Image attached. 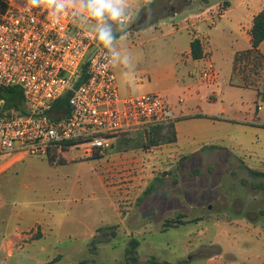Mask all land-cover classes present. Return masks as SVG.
<instances>
[{"label": "rangeland", "instance_id": "1", "mask_svg": "<svg viewBox=\"0 0 264 264\" xmlns=\"http://www.w3.org/2000/svg\"><path fill=\"white\" fill-rule=\"evenodd\" d=\"M170 2L154 8L150 22L154 20L155 26L143 34L136 31L147 20L146 6L150 3L137 0L133 5L134 11L123 33L126 37L118 43L128 50V46L145 38L164 37L128 50L135 64L134 75L125 76L124 69L114 66L121 97L163 93L161 88L167 86V82H161V74L167 62L176 61L171 45L173 25L186 35L187 31L181 29L183 19L205 7L201 0H196L194 8H184L186 0ZM173 8L179 10L177 15L174 19L167 18ZM222 47L216 61L213 62L210 55L206 61L220 73L224 106L234 112L244 104L242 110L250 115H255L261 106L259 113L264 122V79L251 81L252 89L230 90L227 86L231 58L228 61L222 56L228 50L227 45ZM262 63V56H254L251 69L262 71ZM204 67L205 64L201 69ZM198 78L201 81V75ZM140 80H144V85L139 84ZM232 80L242 79L234 77ZM179 126L185 144L218 143L229 148V157L202 175L195 169H187L184 175L178 174L181 177L178 183L174 181L175 176L170 177L168 182L150 190L151 193L146 192L150 184L146 189V182L141 187L136 185L135 196L141 191V200L118 204V210L117 200L105 194L98 176L99 162L107 151L104 155L86 158L79 149L69 150L63 164H52L48 155L28 156L0 176V241L16 232L26 234L23 241L11 247H0V264H144L152 256L172 261L175 257H161L158 250L167 246L176 250L184 230L172 226L167 227L168 231H161L160 219L163 224L178 219L185 222L184 227L191 230L192 242L204 234L206 241H212L215 248L233 259L232 264H264V177L253 176L244 166L237 165V161L245 160L252 167L264 168V129L243 131L220 124L214 133L204 137L192 129L182 130L188 123ZM143 140L142 129L122 133L108 153L141 150L143 148L137 144ZM209 160L219 161L215 157ZM99 175L103 176L102 169ZM102 181L110 186L105 178ZM125 208H129L130 214L124 222ZM200 216H204L203 219ZM203 227H206L205 233L201 232ZM140 236L145 237L150 247L141 241L143 248L137 250L138 261L128 262L126 250L130 241Z\"/></svg>", "mask_w": 264, "mask_h": 264}, {"label": "built area", "instance_id": "2", "mask_svg": "<svg viewBox=\"0 0 264 264\" xmlns=\"http://www.w3.org/2000/svg\"><path fill=\"white\" fill-rule=\"evenodd\" d=\"M222 13L223 8L210 7L187 26L199 20L213 26ZM199 34L195 29L194 39L200 40ZM86 62L88 79L75 87ZM200 75L207 84L219 78L207 61ZM9 86L21 87L25 100L23 110H5L0 97V156H44L57 147L92 158L104 155L122 133L176 118L160 93L121 97L99 41L71 15L54 21L42 9L23 7L22 0H0V91ZM68 92L69 111L56 110L55 102ZM158 147L146 151L153 154Z\"/></svg>", "mask_w": 264, "mask_h": 264}, {"label": "crops", "instance_id": "3", "mask_svg": "<svg viewBox=\"0 0 264 264\" xmlns=\"http://www.w3.org/2000/svg\"><path fill=\"white\" fill-rule=\"evenodd\" d=\"M170 1L171 0H151L149 4L151 7H149V5L146 6L148 8V18L145 22H142L143 24H140L141 26L137 28L136 33L143 34L147 32V29L151 30L156 23L154 20L150 22L154 17H152V15H154V8L162 6V4L166 5V3ZM186 1L187 4L184 8H194V6L197 5L196 0ZM202 3L205 7L201 9V11H195L183 19L184 26H182L181 29L187 31L186 35L182 34V31L179 30L176 24L173 25L174 31L172 33L173 38L171 45L173 46L172 53H174L176 61L167 62L165 66H163L164 71L161 74V82H167V86L161 88V91L165 94L159 93L165 96L167 103L174 110L178 140L175 143L160 145L158 150L152 155L146 151V148L125 152L120 150L119 152L108 153V151L114 147L113 144L112 148L107 150L106 156L99 162L101 163L98 166L99 180L104 186L105 194L117 200L118 203H116V208L118 204L124 205L129 201L133 203L135 199L138 200L140 198L141 191L135 196L137 193V191L134 190L136 185L141 187L142 184L146 182V189L150 184L146 192L149 190V193H151L150 190L152 191L153 188L159 184L168 182L170 177L175 176L174 181L177 182L178 179L181 178L178 174L184 175L187 169L191 171L195 169L197 170L196 173L199 172L200 175H202L204 171L207 172L208 169L216 167L218 163L222 164L224 161L223 159L229 157L227 154L229 148L218 143L196 145L191 142L189 144L182 142L179 126L181 123H188V127H182V130L188 131L192 129L204 137L214 133L217 130V126L220 124L235 126L237 129L243 131L264 129V122L261 120L259 113L261 106H258L255 115H250L245 110H242L244 109V104L241 105L242 109L240 107L235 109L234 112L228 111L224 106L220 73L218 81L214 84H207L203 82L201 78V81L198 78V75L201 74V67L205 64L208 55H210V59L213 62L216 61V55H219V48L223 45H227L228 50L224 52L222 56H225L228 61L229 57L231 58L229 69L230 80L227 86L230 90L242 91L244 89H252L254 88V83L251 81L255 82L261 77L264 79V63H262L263 68L260 72L259 69L253 71L251 68H253L254 65L252 67L250 64L254 56L259 55L264 58V42H262L257 49H254L251 35L254 18L264 10V0H217L216 2L207 0L205 2L202 1ZM169 4L172 5L173 3L170 2ZM216 6L223 8V13L216 18V22L213 26H209L207 21L204 20H199L197 26L193 28L187 26L188 22L191 24L194 21L193 19L198 17L203 11ZM178 11L179 10H174L173 8L166 17L174 19ZM195 29L200 33V42L203 46L204 56L201 59H194L191 56V44L196 37L194 35ZM125 37L126 34H123V38ZM161 37H164V35L145 38V40H141L137 44L128 46V50L138 49L148 42L160 40L159 38ZM206 49L209 50V54ZM253 62L255 63L254 60ZM234 77H239L242 80L234 82L232 80ZM148 83H151V79H149ZM139 84L144 85V80H140ZM233 94L235 93H232V95ZM258 96H260V91H258ZM229 100L232 102V99ZM242 101L244 100L242 99ZM27 157L28 156L21 153L0 156V176L15 168ZM214 157L218 158L219 161L209 160V158L212 159ZM238 164L239 166H244L247 171L248 168H251L264 172V168L252 167L247 164L245 160L237 161V165ZM100 169L103 170V176L99 175ZM102 178H105L110 186H106ZM125 188H129V190L127 191ZM128 211L129 208H125V214L122 216L124 222L127 221L130 214ZM159 214L162 215L163 213ZM204 216L200 217L203 219ZM160 221L159 229L161 231H168L165 224H163V220L160 219ZM184 224L185 222L175 227L176 229L182 228L181 230H184V234L178 242V244H180L179 247L176 250L168 246L167 248L159 249L158 251L161 257H175L171 261L175 263H233V259L231 257H226L221 249L215 248L212 241H206V236L204 234L199 238L196 237L192 242L190 236L191 230L189 228L186 229ZM205 228H202L203 231H201V229L198 231L205 233ZM24 236H26V234L21 235L19 232H16L12 237H4L0 241V247H11L16 242L23 241L25 238ZM134 239L139 242L138 248L140 249L143 248V245L140 244L141 241H143V243L147 242L143 236L134 237ZM147 245H149V242H147ZM196 261H198V263Z\"/></svg>", "mask_w": 264, "mask_h": 264}, {"label": "clouds", "instance_id": "4", "mask_svg": "<svg viewBox=\"0 0 264 264\" xmlns=\"http://www.w3.org/2000/svg\"><path fill=\"white\" fill-rule=\"evenodd\" d=\"M28 10L42 9L54 20L71 15L74 23L93 33L102 46L106 66L124 69L125 76L134 75L131 53L118 42L123 40L137 0H22ZM145 4L151 0H144Z\"/></svg>", "mask_w": 264, "mask_h": 264}, {"label": "trees", "instance_id": "5", "mask_svg": "<svg viewBox=\"0 0 264 264\" xmlns=\"http://www.w3.org/2000/svg\"><path fill=\"white\" fill-rule=\"evenodd\" d=\"M207 1V0H201ZM152 24V23H151ZM251 35H252V45L254 49H257L262 42H264V10H262L253 21V26L251 28ZM191 56L194 59H201L204 56V51L199 39H194L191 44ZM87 62L82 66V74L80 79L77 81L75 87H79L88 79L87 74ZM72 93L68 92L64 97L59 99L55 102V109L56 110H64L69 111L70 105L69 100L71 98ZM0 97L5 102V110L13 109V110H23V103H24V95L22 92L21 87L19 86H9L3 87L0 91ZM143 130L144 140L138 143V147L140 148H147L149 146H160L170 143H175L178 140V134L176 129L175 120L169 123L158 124L149 126ZM127 143V140L124 141ZM69 151L68 148L59 150L57 147L51 148L48 157L52 164L60 163L63 164L66 162L65 153ZM248 171L251 175L256 177H264V172L258 171L257 169L248 168ZM245 184V182H244ZM253 187H260L259 184H253ZM149 193V190L148 192ZM182 221L180 219L176 221H170L168 224H165V227H172L181 224ZM138 247L139 242L135 239L130 241V247L126 250L127 254V261L128 262H137L138 261ZM144 264H189V263H175L171 261H161L158 260L156 257L152 256L149 257L148 260Z\"/></svg>", "mask_w": 264, "mask_h": 264}]
</instances>
